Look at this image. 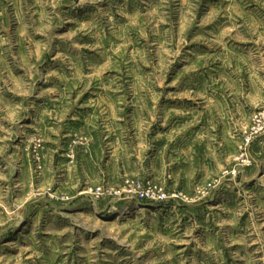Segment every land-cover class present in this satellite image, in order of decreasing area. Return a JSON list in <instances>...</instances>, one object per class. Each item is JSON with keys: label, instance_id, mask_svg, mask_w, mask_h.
Segmentation results:
<instances>
[{"label": "rangeland", "instance_id": "374dc122", "mask_svg": "<svg viewBox=\"0 0 264 264\" xmlns=\"http://www.w3.org/2000/svg\"><path fill=\"white\" fill-rule=\"evenodd\" d=\"M0 264H264V0H0Z\"/></svg>", "mask_w": 264, "mask_h": 264}]
</instances>
